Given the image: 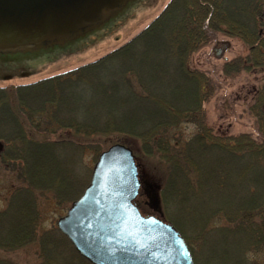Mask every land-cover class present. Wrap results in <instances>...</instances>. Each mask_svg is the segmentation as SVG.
<instances>
[{
	"label": "trees",
	"instance_id": "trees-1",
	"mask_svg": "<svg viewBox=\"0 0 264 264\" xmlns=\"http://www.w3.org/2000/svg\"><path fill=\"white\" fill-rule=\"evenodd\" d=\"M129 10L65 47L50 48V54L80 50L109 33ZM220 32L248 45L246 55L223 63L225 74L264 71V0H170L106 54L66 72L1 86L0 157L7 166L17 162L13 170L29 185L18 191L47 190L67 206L92 171L88 167L78 180L74 160L86 152L96 159L122 142L135 155L140 150L156 159L165 176L162 195L178 205L175 213L186 230H194L188 224L193 220L198 233L206 234L208 225L222 220L221 233L241 243L239 257L264 246V141L213 134L203 107L212 80L190 65L191 53ZM250 110L264 134V82ZM190 123L197 131L185 138L182 127ZM17 201L27 224L9 231L5 246L37 242L36 264H92L60 231L39 237L34 199L32 205Z\"/></svg>",
	"mask_w": 264,
	"mask_h": 264
},
{
	"label": "rangeland",
	"instance_id": "rangeland-1",
	"mask_svg": "<svg viewBox=\"0 0 264 264\" xmlns=\"http://www.w3.org/2000/svg\"><path fill=\"white\" fill-rule=\"evenodd\" d=\"M169 1L136 0L115 28L93 41L89 39L88 44L82 45L80 50H68L59 54L40 52L36 55L2 58L3 61L0 58V72H4L3 77L0 76V87L36 81L56 73L66 72L106 54L140 32ZM218 40L230 42L229 47L220 57H216L212 52V46ZM247 52L248 45L242 40L220 32L209 43L191 53L190 65L203 70L212 80V94L204 101L203 107L213 134L221 136L248 134L254 141H264V134L259 130L257 119L250 110L264 82V71L242 70L235 75H228L222 70L224 62L244 56ZM20 70L24 72L20 73ZM9 73L15 74L12 78L4 77ZM182 129L185 138L197 131L196 126L191 123L183 124ZM0 144H3L1 140ZM136 158L139 163L142 187L137 197L138 202L144 211L155 212L166 221L173 223L176 228L184 229L181 228L185 236L189 238V240L186 239L187 242L190 241L188 244L193 248L195 264H264V246L250 250L247 256L239 257L241 243L221 233L219 228L223 226L222 220L208 225L206 234L198 233L193 220H188V224L192 225L194 230H186L175 213L178 205L171 204V201L166 200L162 195L161 186L165 176L160 171L162 169L157 167L160 165L156 163V159H149L140 150ZM96 159L86 152L83 158L80 157V160L78 158V161L74 160L73 172L78 180L83 181L86 169L88 167L92 169ZM12 164L5 165L0 157V260L10 261L13 264H36L39 261V252H41V247L37 242H29L15 249H9V246L4 245L10 237L9 231L19 230L18 223H26L25 213L18 210V198L21 201L20 205L22 203L32 205L31 198L36 202L33 207H35V221L39 237L47 232L53 234L54 231H60L57 220L66 213L73 200L65 206L64 202L60 203L59 199L47 190L36 188L35 193L28 189L18 191L19 188H27L29 185L24 183L19 172L13 170V167H17V162ZM13 197V204L15 199L17 204L11 206Z\"/></svg>",
	"mask_w": 264,
	"mask_h": 264
},
{
	"label": "water",
	"instance_id": "water-1",
	"mask_svg": "<svg viewBox=\"0 0 264 264\" xmlns=\"http://www.w3.org/2000/svg\"><path fill=\"white\" fill-rule=\"evenodd\" d=\"M135 1L0 0V58L36 55L72 43ZM229 45L228 40L217 41L212 52L220 57ZM141 189L132 148L113 143L98 155L89 183L59 217L58 228L92 264H195L180 231L143 210L137 201Z\"/></svg>",
	"mask_w": 264,
	"mask_h": 264
},
{
	"label": "flooded vegetation",
	"instance_id": "flooded-vegetation-1",
	"mask_svg": "<svg viewBox=\"0 0 264 264\" xmlns=\"http://www.w3.org/2000/svg\"><path fill=\"white\" fill-rule=\"evenodd\" d=\"M22 72H24V71H21L20 70V73H22ZM11 74H14V73H11ZM2 75H4V72H0V76L2 77Z\"/></svg>",
	"mask_w": 264,
	"mask_h": 264
}]
</instances>
